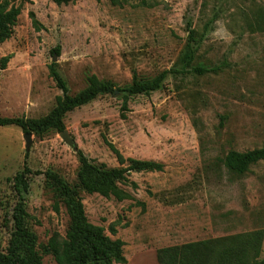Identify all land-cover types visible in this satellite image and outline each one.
I'll use <instances>...</instances> for the list:
<instances>
[{"label":"rangeland","instance_id":"374dc122","mask_svg":"<svg viewBox=\"0 0 264 264\" xmlns=\"http://www.w3.org/2000/svg\"><path fill=\"white\" fill-rule=\"evenodd\" d=\"M7 1L20 14L0 43V59L12 55L0 70V116L50 112L61 94L49 75L52 62L71 95L90 75L116 93L65 114L71 144L50 130L30 133L27 150L19 127L0 126V253L8 254L19 204L38 243L65 235L69 219L50 184L54 174L78 190L91 223L124 242V264H159L160 248L208 239L238 238L249 243L251 257H264V160L243 174L220 161L229 150L264 144V0ZM188 20L196 37L212 21L193 65L215 70L169 75L161 89L129 97L122 112L117 90L133 71L149 79L180 65ZM109 144L123 166L137 159L163 169L129 172L118 183L121 200L80 190L76 148L95 163L120 167ZM24 166L28 187L18 192L12 177ZM42 262L56 264L51 255Z\"/></svg>","mask_w":264,"mask_h":264},{"label":"trees","instance_id":"16d2710c","mask_svg":"<svg viewBox=\"0 0 264 264\" xmlns=\"http://www.w3.org/2000/svg\"><path fill=\"white\" fill-rule=\"evenodd\" d=\"M57 5L67 4L75 0H51ZM20 9L10 6L7 0H0V43L8 39L14 30L16 18ZM35 22V21H34ZM212 21L205 23V32ZM188 37L180 55V65L162 70L149 79H139L135 71L132 73L130 84L118 89V95L122 98L121 110H127L129 97L139 94H150L163 87L164 81L169 75L185 76L189 73L204 74L215 70L214 67L193 65L203 32L196 37L191 28V21L186 23ZM53 54H59V47L51 50ZM11 54L0 59V70L6 67ZM49 75L61 94L56 96L55 104L48 114L40 118H26L24 116L3 117L0 116V126L15 125L23 133H35L42 135L50 130L62 132L65 127L63 117L75 108L86 105L100 95L115 94L113 84L102 81L95 75L87 78L88 84L81 91L71 95L66 80L56 68V63L49 65ZM120 167H108L105 163H95L90 160L81 149L76 148L78 159L77 184L80 190L88 194L98 193L104 197H114L118 200L125 198L124 192L118 183L127 179L129 172L161 171L163 164L150 160L127 159L125 160L113 148ZM264 160V144L260 147L245 151L229 150L221 159V163L230 171L243 174L250 166ZM26 166L13 177L14 185L18 192L27 190V183L23 180ZM61 197L63 206L68 215L69 224L62 237L53 233L45 243H38L35 233L24 224L25 212L22 205L15 208L13 240L10 242L8 254L0 253V264H44L43 255H51L56 264H124V242L119 239H111L105 234L100 225L91 223L84 211L78 190L59 179L54 174H49ZM19 185L21 188H19ZM111 233L115 230L111 228ZM250 245L244 240L234 238L230 243L220 239H208L188 242L181 245L163 247L157 250L159 264H264V257L256 259L250 256Z\"/></svg>","mask_w":264,"mask_h":264},{"label":"water","instance_id":"95a60500","mask_svg":"<svg viewBox=\"0 0 264 264\" xmlns=\"http://www.w3.org/2000/svg\"><path fill=\"white\" fill-rule=\"evenodd\" d=\"M115 93H116V91H115ZM60 136L63 138V140L65 142L71 144L72 141L69 139L67 131L65 129L60 133ZM23 137L25 139V148L28 150L30 143H31V138H30L31 134L30 133H24Z\"/></svg>","mask_w":264,"mask_h":264}]
</instances>
